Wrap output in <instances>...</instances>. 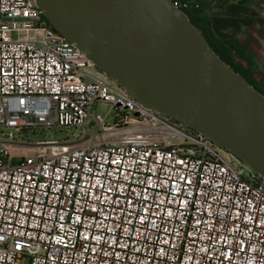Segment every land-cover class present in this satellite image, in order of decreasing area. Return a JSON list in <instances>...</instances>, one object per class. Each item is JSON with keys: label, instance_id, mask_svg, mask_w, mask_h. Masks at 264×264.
Masks as SVG:
<instances>
[{"label": "built area", "instance_id": "1", "mask_svg": "<svg viewBox=\"0 0 264 264\" xmlns=\"http://www.w3.org/2000/svg\"><path fill=\"white\" fill-rule=\"evenodd\" d=\"M100 101L114 105V122L96 115ZM51 127L78 132L14 133ZM24 256L264 264V176L108 77L36 0H0V264Z\"/></svg>", "mask_w": 264, "mask_h": 264}, {"label": "water", "instance_id": "2", "mask_svg": "<svg viewBox=\"0 0 264 264\" xmlns=\"http://www.w3.org/2000/svg\"><path fill=\"white\" fill-rule=\"evenodd\" d=\"M45 18L138 100L264 176V93L172 0H36Z\"/></svg>", "mask_w": 264, "mask_h": 264}, {"label": "rangeland", "instance_id": "3", "mask_svg": "<svg viewBox=\"0 0 264 264\" xmlns=\"http://www.w3.org/2000/svg\"><path fill=\"white\" fill-rule=\"evenodd\" d=\"M241 0H198L200 6L195 8L199 13L207 17L226 12L228 5L239 3ZM247 10L244 15L258 19L264 18V0H247ZM224 32L228 35L222 38L219 44L226 47L235 63L247 76L264 89V24L253 22L248 26H242L239 30L227 28ZM96 115L109 122L115 121L116 109L110 102H98L95 105ZM78 131L74 128L51 127L36 128L33 130L14 131L17 137L23 140L37 142L44 139L63 140L67 136H74ZM20 264H29V257L24 256Z\"/></svg>", "mask_w": 264, "mask_h": 264}, {"label": "trees", "instance_id": "4", "mask_svg": "<svg viewBox=\"0 0 264 264\" xmlns=\"http://www.w3.org/2000/svg\"><path fill=\"white\" fill-rule=\"evenodd\" d=\"M247 0H241L239 3H231L228 5V8L223 14H216L211 17L197 12L198 9L185 10L189 16L191 22L196 25L200 31L205 35L209 44L216 51V53L225 61H227L231 67L243 75L250 84L255 88L264 93V89L260 88L256 83L252 82L250 78L233 62L229 50L226 47H223L219 44V40L226 38L228 35L224 32L227 28H234V30L241 29L242 26H248L253 22L257 21L258 23L264 24V18L258 17V19L252 16H245L244 13L247 10L246 4Z\"/></svg>", "mask_w": 264, "mask_h": 264}]
</instances>
